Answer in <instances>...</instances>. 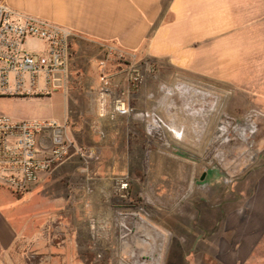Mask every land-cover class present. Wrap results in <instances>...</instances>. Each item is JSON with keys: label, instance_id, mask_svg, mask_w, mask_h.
Returning <instances> with one entry per match:
<instances>
[{"label": "crops", "instance_id": "1", "mask_svg": "<svg viewBox=\"0 0 264 264\" xmlns=\"http://www.w3.org/2000/svg\"><path fill=\"white\" fill-rule=\"evenodd\" d=\"M5 1L13 11L63 27L71 36L60 88L43 90L42 78L31 86L25 76L21 90H16L11 72L7 85L0 86V111L14 123L49 121L66 126L68 137L76 145H83L82 138L89 135L100 149L99 144L115 139L119 130L115 124L125 122V115L119 112L98 115L102 106L111 109L110 100L103 104L99 96L101 76L109 72L112 83H121V63H115L118 55L130 64L154 60L162 74L176 73L180 90L193 91L197 97L193 101L195 146L206 148L205 141L223 143L238 138L247 141L248 150H257L256 160L240 183L221 187L223 176L217 171H225V167L214 165L217 181L212 182L215 200L210 201L209 213L198 209L200 198L194 200L199 221L197 239L209 241L210 253L220 248L224 234L238 233L232 248H227L226 259H213L205 246L202 261L196 263L264 264V0ZM28 41H39L40 46L31 48ZM45 47L36 38L25 42L28 52H42ZM206 97L211 99L202 100ZM134 105L131 119L146 120L148 128L151 125L154 129L157 123L152 114L146 118ZM189 106L187 101L184 108ZM179 122L184 138L190 139L189 117L184 115ZM101 126L106 129L102 131ZM179 133L177 138H181ZM40 141L47 142L48 138L40 137ZM102 154L100 151L98 156ZM76 158L71 151L23 195L0 187V264H41L32 258L40 256L36 253L43 246L47 252L57 251L51 231L57 230L59 217L66 213L57 211L61 201L57 191L52 192L51 178L73 168ZM103 166V171L118 170L116 162ZM194 186L195 193L202 194V183ZM47 206L54 210H42ZM47 235L45 244L43 237ZM152 264L158 262L152 260Z\"/></svg>", "mask_w": 264, "mask_h": 264}, {"label": "rangeland", "instance_id": "2", "mask_svg": "<svg viewBox=\"0 0 264 264\" xmlns=\"http://www.w3.org/2000/svg\"><path fill=\"white\" fill-rule=\"evenodd\" d=\"M28 46L35 48L40 42L28 41ZM118 62H122L121 83L111 82L106 91L101 88L99 96L103 104L110 100L111 109L102 106L98 115L118 113L115 102L121 99L128 109L122 113L125 122L115 124L119 128L115 139L99 144L100 149L94 138L84 136L83 145L78 146L92 151L90 157L83 160L76 155L73 168L60 175L52 174L51 189L57 191L61 201L57 211L66 214L59 217L57 230L51 231L57 251L47 252L43 246L36 253L40 256L32 259L41 264H152V260L158 264H197L202 261L205 246L213 259H226L238 233H223L220 248L210 253L209 241L197 239L199 221L194 200L200 198L202 205L198 209L209 213L210 201L215 200L212 182L217 181L212 172L214 165L225 167L226 172L216 170L223 176L221 187L240 183L256 160L257 150H248L247 141L238 138L223 143L205 141L206 148L195 146L194 92L180 90L176 73L162 74L154 60L115 63ZM137 100L143 102L135 103ZM187 101L190 106L184 108ZM133 105L146 118L152 114L158 126L148 128L146 120L131 119ZM184 115L191 121L190 139L184 138L179 122ZM0 116L8 117L2 111ZM177 133L181 138H177ZM100 151L103 154L98 156ZM113 162L118 164L117 171L101 169ZM200 182L202 194L194 191V185ZM236 192L235 201L239 200ZM213 207L216 208L214 203ZM42 210L54 209L47 206ZM47 240L48 235L43 237L45 244Z\"/></svg>", "mask_w": 264, "mask_h": 264}, {"label": "built area", "instance_id": "3", "mask_svg": "<svg viewBox=\"0 0 264 264\" xmlns=\"http://www.w3.org/2000/svg\"><path fill=\"white\" fill-rule=\"evenodd\" d=\"M70 36L69 30L15 12L5 0H0V86L7 85L8 75L12 72L16 90H21L25 76L31 86L42 78L43 90L59 89L61 77L67 70ZM28 38L41 40L45 50L26 51ZM115 60L125 59L118 55ZM110 78L107 74L101 76L103 91L111 87ZM115 110L128 112L121 99L116 100ZM65 128L49 121L14 123L8 117L0 116V187L14 195H23L41 182L43 174L63 162L71 150L87 160L92 151L76 145ZM40 137H47L48 141L41 142Z\"/></svg>", "mask_w": 264, "mask_h": 264}, {"label": "bare ground", "instance_id": "4", "mask_svg": "<svg viewBox=\"0 0 264 264\" xmlns=\"http://www.w3.org/2000/svg\"><path fill=\"white\" fill-rule=\"evenodd\" d=\"M131 253H133V251H131Z\"/></svg>", "mask_w": 264, "mask_h": 264}, {"label": "trees", "instance_id": "5", "mask_svg": "<svg viewBox=\"0 0 264 264\" xmlns=\"http://www.w3.org/2000/svg\"><path fill=\"white\" fill-rule=\"evenodd\" d=\"M16 196H20V195H16Z\"/></svg>", "mask_w": 264, "mask_h": 264}]
</instances>
